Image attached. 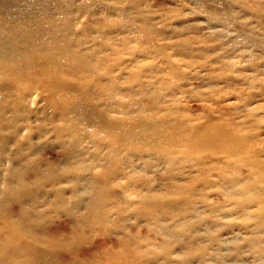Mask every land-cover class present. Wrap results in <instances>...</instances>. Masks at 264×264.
<instances>
[{
  "label": "rangeland",
  "instance_id": "rangeland-1",
  "mask_svg": "<svg viewBox=\"0 0 264 264\" xmlns=\"http://www.w3.org/2000/svg\"><path fill=\"white\" fill-rule=\"evenodd\" d=\"M78 1L73 29L91 60H101L91 69V78L95 70L101 76L91 101L109 119L135 113L149 132L167 131L173 151L112 150L106 125L88 139L59 134L54 125L63 118L36 90L28 129L0 133V180L20 148L48 167L50 177L25 203L41 197L34 210L48 235L79 227L80 240L66 249L91 259L264 264L257 164L223 152L197 160L181 140L224 119L247 144L241 156L250 147L264 165V0H93L91 8ZM88 24L91 38L81 31ZM95 188L103 189L98 197Z\"/></svg>",
  "mask_w": 264,
  "mask_h": 264
},
{
  "label": "bare ground",
  "instance_id": "bare-ground-1",
  "mask_svg": "<svg viewBox=\"0 0 264 264\" xmlns=\"http://www.w3.org/2000/svg\"><path fill=\"white\" fill-rule=\"evenodd\" d=\"M92 1L86 0L85 7L91 8ZM78 2L0 0V133L6 128L16 132L26 127L24 120L36 115L29 109L28 98L39 90L40 98L47 101L45 106L49 105L53 115L63 118V123L54 125V131L59 134L88 139L91 134H98L95 127L106 125L109 127L106 133L113 136L112 150L130 147L140 153L152 149L159 153L173 151L176 137L167 131L149 132V127L138 121L135 113L118 120L109 119L91 101V86L101 78L96 70L91 78V69L101 60H91V47L78 39L74 31L78 21L73 11H77ZM89 27V24L81 26V31L91 38ZM24 139L31 144L29 135ZM181 140L187 144L186 152L197 160L205 157L212 160L223 152L236 154L242 162L251 161L257 164L258 174L264 180V165L256 152L247 147L249 154L241 156L247 144L224 119H210ZM13 157L16 161L0 180V187L3 184L0 188V264H116L109 258L91 259V254L67 250L68 244L80 240L79 227L73 228L72 234L56 231L48 235L42 231L39 225L42 212L34 210L41 203V197L31 198L32 204L25 203V199L38 191L43 179L50 177L49 168H40V163L25 156L22 148ZM22 160L26 163L21 165ZM102 188L93 190L97 195ZM260 219L264 221V204ZM36 228H40L39 232Z\"/></svg>",
  "mask_w": 264,
  "mask_h": 264
}]
</instances>
